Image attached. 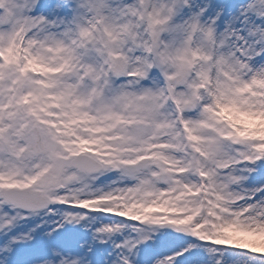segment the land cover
<instances>
[{"label": "snow or ice", "instance_id": "6c2138e0", "mask_svg": "<svg viewBox=\"0 0 264 264\" xmlns=\"http://www.w3.org/2000/svg\"><path fill=\"white\" fill-rule=\"evenodd\" d=\"M0 264H264V0H0Z\"/></svg>", "mask_w": 264, "mask_h": 264}]
</instances>
